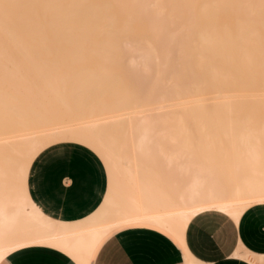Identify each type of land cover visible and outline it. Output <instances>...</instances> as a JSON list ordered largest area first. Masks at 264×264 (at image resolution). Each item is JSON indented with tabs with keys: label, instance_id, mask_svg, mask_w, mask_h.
I'll return each instance as SVG.
<instances>
[{
	"label": "bare ground",
	"instance_id": "6f19581e",
	"mask_svg": "<svg viewBox=\"0 0 264 264\" xmlns=\"http://www.w3.org/2000/svg\"><path fill=\"white\" fill-rule=\"evenodd\" d=\"M62 143L106 174L74 220L28 191ZM262 203L264 0H0V264L32 246L90 264L135 224L184 243L196 216Z\"/></svg>",
	"mask_w": 264,
	"mask_h": 264
},
{
	"label": "crops",
	"instance_id": "0c3cea01",
	"mask_svg": "<svg viewBox=\"0 0 264 264\" xmlns=\"http://www.w3.org/2000/svg\"><path fill=\"white\" fill-rule=\"evenodd\" d=\"M27 183L44 213L74 220L99 204L106 174L92 151L62 143L34 158ZM183 242L156 226L129 225L108 234L90 264H264V203L248 207L239 220L219 211L202 213L188 224ZM1 264L75 263L55 249L32 246L15 251Z\"/></svg>",
	"mask_w": 264,
	"mask_h": 264
},
{
	"label": "rangeland",
	"instance_id": "374dc122",
	"mask_svg": "<svg viewBox=\"0 0 264 264\" xmlns=\"http://www.w3.org/2000/svg\"><path fill=\"white\" fill-rule=\"evenodd\" d=\"M245 210H236V211H232L230 212L229 214L233 216V218L235 220H239L240 216L242 215V213L244 212ZM146 226H152V225H147Z\"/></svg>",
	"mask_w": 264,
	"mask_h": 264
}]
</instances>
